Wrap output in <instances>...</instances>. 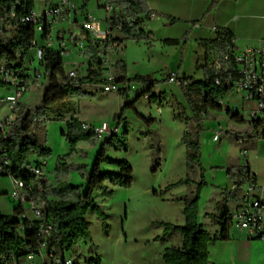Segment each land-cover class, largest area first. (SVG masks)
Here are the masks:
<instances>
[{
  "label": "rangeland",
  "instance_id": "rangeland-1",
  "mask_svg": "<svg viewBox=\"0 0 264 264\" xmlns=\"http://www.w3.org/2000/svg\"><path fill=\"white\" fill-rule=\"evenodd\" d=\"M41 7L42 2H39L37 8ZM101 19L104 21V18ZM156 24L154 19L152 25L157 26ZM177 30L178 27L168 30L156 27L153 39L138 42L126 40L122 53L104 51L103 75L119 77L124 74L125 61L128 78L142 75L161 82L151 92L156 96V100L140 97L132 108L126 107L122 111V106L129 103L133 96L104 93L99 84L85 82L81 89L90 96L67 98L58 106L59 109L51 114L44 127L34 131L41 145L50 151L43 167L44 178L48 184L55 185L60 180L80 186L81 190L85 191L86 178L81 172L70 170L66 176H62V173H57L56 167L60 164L84 165L86 171H90L102 140H98L95 145L80 141L71 150L69 142L62 134V131L66 130L67 122L58 117V114H77L87 119L86 121L96 124L106 121L113 125L119 140H122V133L127 128L126 151H116L107 146L104 151L111 159H125L128 162L132 168V184L130 187H113V192L108 197L102 196L99 192L93 193L102 215L99 217L93 210L87 212L90 240L80 241L73 250L63 254V257L69 258L72 264H97V260L99 264H165L162 252L166 247L179 244L178 237H181V234L176 231L164 234V223L183 224L184 199L193 196L200 176L199 168L192 171L187 167L186 150L182 142V136L187 130L182 113L184 110L189 115V111L178 86L169 83L167 76L170 72H175L177 65L182 63L183 71L189 74L188 76L199 79L206 56L202 55L194 43L182 50V45L179 47L167 45L160 40L174 36ZM14 31V27L8 25L6 35H13ZM117 33L112 32L113 40L118 39ZM211 59L209 56L208 61ZM77 60V54L69 52L68 56L63 58V68L67 70L78 64L79 75L84 73L85 61L81 65L76 62ZM34 65L38 67L37 63ZM45 88V85L30 88L23 97L22 109L37 106ZM6 93V88L1 87L0 98ZM238 95L237 92L231 91L228 97L222 100V111H215V114L208 111L203 114L202 118L206 125L225 126L227 121L233 120L225 108L239 109L245 115L247 105L240 104ZM6 113L7 107L0 101V118ZM233 124L240 130L251 128L250 123L247 124L248 128L234 122ZM221 129L220 133L224 131V127ZM153 132L156 133L155 138ZM237 134L239 139L247 136V132ZM211 135L212 133L206 142L203 141L204 147L200 140V164L205 170L204 174L207 171L225 172L227 167L222 164L226 162L227 157L233 159V162H237L240 157L241 166L245 164L247 158L252 161L259 158L264 177V137L247 138L244 143H240L230 132H223L218 141L212 142ZM250 139L256 144L249 141ZM242 149L246 150L245 158L241 155ZM31 159L38 158L32 156ZM210 162L211 167H207ZM101 170L117 172L118 169L115 166L101 164ZM179 180L182 182L178 183ZM207 186L213 188L210 183ZM11 190V178L0 176V214H13L14 209L19 206V202L10 198ZM23 208L27 209V203L23 204ZM28 216L32 217L30 212ZM231 229L233 228L230 227ZM254 253L253 258L246 264H264V244L256 245ZM57 256L61 257L60 254ZM220 259L223 264H230L228 257L220 256ZM20 264L56 263L47 256V251H43L38 255H27Z\"/></svg>",
  "mask_w": 264,
  "mask_h": 264
},
{
  "label": "trees",
  "instance_id": "trees-1",
  "mask_svg": "<svg viewBox=\"0 0 264 264\" xmlns=\"http://www.w3.org/2000/svg\"><path fill=\"white\" fill-rule=\"evenodd\" d=\"M38 0H0V62L16 61L17 53H28L31 42L35 38L33 27L24 26L18 19L35 7ZM50 1V0H43ZM222 0H210L205 10L204 16L209 14ZM113 4V11L105 17L104 21L109 30L119 32L122 37L116 39L119 43L126 40L146 41L151 38V31L137 28L139 18L148 17L152 11L148 7L147 0H107L105 4ZM11 13L15 17H11ZM178 20L170 18L173 24ZM14 27L13 35L7 36V26ZM167 45L185 44L187 36L180 39H163ZM206 60L202 66V79L192 76L181 75L180 83L177 85L186 103L189 115L183 110L184 122L187 127L182 136V142L186 150V165L192 171L199 168L200 181L196 185L191 198H185L183 216L184 222L181 225L164 223V234L176 231L181 234L180 244L166 247L162 255L165 264H208V245L218 240H229L230 217L229 213H224L219 222L220 229L217 234L211 235L197 221L198 201L200 190L203 186L209 185L204 178L205 170L200 164L201 143L200 138L205 130L203 125V114L209 110L222 111L221 104L215 101L216 98H223L228 95L232 87L226 83L228 78L237 79L238 73L235 68L233 51L236 45L233 41L232 32L225 27H217L215 37L202 41ZM87 56V70L89 74L81 81L99 84L103 61L97 55V44L87 37V46L83 51ZM212 59L208 61V57ZM225 56L227 58L225 59ZM22 58V57H21ZM21 60V59H20ZM43 65L50 71L49 82L43 92L40 103L32 109L21 110L9 130L0 139L1 146L11 162V176H23V165L29 157L35 156L38 159L47 158L49 149L43 147L37 139L34 131L42 129L51 114L59 109L67 98L87 97L90 94L79 87H74L70 82L59 84L58 76L64 75L63 60L55 50L46 49ZM94 66L95 68H92ZM93 74L94 78L90 77ZM177 75V71L175 72ZM125 75L117 79H125ZM142 83L149 97L156 100V96L151 93L156 85L161 82L147 76L135 75L128 78ZM218 79V82H216ZM186 82V83H185ZM185 83V84H184ZM3 87L0 82V88ZM140 98L137 94L129 103L122 106L133 107ZM227 114L237 123H245V119L237 111L226 109ZM59 113L58 117H62ZM67 127L62 134L69 142L70 149L73 150L80 141H87L91 145L98 142L96 136L82 129V121L76 116L66 120ZM154 138L156 133L153 132ZM127 128L122 133V140L116 135H111L105 144H101L99 152L91 166L90 171H86L84 165L71 164L69 166L58 165L56 171L62 176L72 171L81 172L86 178V189L82 191L80 186L69 184L58 180L55 185L48 184L46 179L41 181V191L34 190L32 197L38 199L41 205L43 220L52 223V234L48 242V250H53L55 255L63 256L65 252L71 251L82 240L88 241L91 238L87 226L86 215L89 210H93L100 217L102 211L93 198L94 192H99L102 196H111L113 187H130L132 184V168L125 159L115 160L105 155V146L116 151H126ZM159 151V148L157 149ZM101 164L117 167L116 171H102ZM216 168H222L216 166ZM82 171L84 173H82ZM225 173L228 179L235 185L232 192L221 189L227 199H234L241 193V187L247 182L246 175L249 173L248 164L238 167H227ZM7 176V175H0ZM26 181L29 178L23 176ZM254 178V176L252 175ZM179 180L178 183H181ZM188 182V179L185 180ZM214 188L216 186L212 185ZM23 208L19 204L14 209L13 214H0V264H6L16 259L17 264L23 262L27 255L39 254L38 243L35 233L39 221L20 218ZM99 264V261H96Z\"/></svg>",
  "mask_w": 264,
  "mask_h": 264
},
{
  "label": "built area",
  "instance_id": "built-area-1",
  "mask_svg": "<svg viewBox=\"0 0 264 264\" xmlns=\"http://www.w3.org/2000/svg\"><path fill=\"white\" fill-rule=\"evenodd\" d=\"M103 9L106 13L111 14L114 7L113 4L107 3L104 4ZM155 16L156 14L152 12L148 17L139 18L137 28L145 29L147 23ZM11 17H15V14L11 13ZM18 21L24 26L33 27L35 38L31 42L28 53H17L16 61L0 62V82L7 90L5 96L0 98L1 103L7 107V113L3 118H0V139L5 136L18 113L23 110L21 104L26 92L32 87L46 86L49 82L50 71L44 67L43 59L46 49H50L54 40L58 43L55 51L62 59L71 50L84 51L87 46V37L97 44V55L102 61L105 58V50L122 53L124 48L123 43L113 40V31L109 30L105 21L92 16L84 9L83 0L81 2L78 0H54L42 9L35 7L30 9ZM62 23H66L67 26L60 28ZM53 32L56 34L55 38L52 37ZM232 55L238 78H228L226 83L232 87L231 91L237 92L247 105V119L245 120L251 124V130L247 132V136L239 139L240 143H244L247 138L264 137V35L258 43L235 49ZM226 58L227 56H225ZM35 63L38 64V67H35ZM83 66L84 73L80 75L78 64L67 70L64 69V75L58 76L57 82L64 84L68 81L72 86L81 88L86 81L80 79L89 74L87 64ZM175 72H170L167 78L169 83L178 85L181 75L178 73L176 75ZM90 77L94 78L93 74H90ZM101 80L99 85L104 93H120L133 97L140 93L141 98H147L150 95L142 83L128 78L119 80L117 77L105 76L103 70L101 71ZM215 101L222 105V98H216ZM229 109L233 112L236 111L234 108ZM76 115H63L61 118L66 121ZM81 126L84 131L92 133L98 140L116 135L113 125L106 121L99 124L82 121ZM219 139L220 129H214L210 141L216 142ZM241 155L246 157L245 149L241 150ZM45 164L46 160L44 159L32 160L29 157L23 165V176L29 178V181H26L23 176L13 177L10 172V159L0 144V175L9 176L12 182L9 196L19 202L22 208L23 204L27 203V209L23 208L19 217L39 221L35 233L39 254L47 251V256L54 263L72 264L69 258L57 256L53 250H48L52 223L43 220L41 205L38 199L31 195L34 194L35 189L42 190L41 181L45 179L43 171ZM246 177L247 182L241 187V203L234 212L229 214L230 227L242 232L247 239L264 240V189L259 194H253L252 192L257 186L255 179L250 173ZM28 212L32 217L28 216ZM6 264H17V262L15 258H12Z\"/></svg>",
  "mask_w": 264,
  "mask_h": 264
},
{
  "label": "crops",
  "instance_id": "crops-1",
  "mask_svg": "<svg viewBox=\"0 0 264 264\" xmlns=\"http://www.w3.org/2000/svg\"><path fill=\"white\" fill-rule=\"evenodd\" d=\"M53 1L54 0H38L36 1L35 8L38 9L37 4L39 2H42V7L39 8L42 9L44 6H47ZM78 1L81 2V0ZM83 1L84 9L92 16L98 19H105V17L109 15V13H106L103 9V6L107 0ZM209 1L210 0H147L148 7L152 12L156 14L154 19L157 22V26L152 25V22L154 20L153 19L147 23L145 30L151 31V39H153L154 28L156 27L163 30L178 27L176 33L173 34L174 36L161 38L160 40L162 41L166 38L180 39L184 35H186L187 42L185 44L180 42L178 47L182 45L181 48L182 50H184L189 44L194 43L195 47L201 50L202 55H204L202 41L206 39H213L215 37L217 27H225L232 32L236 49H241L246 45L252 43H258L260 38L264 35V0H222L209 14L204 16ZM170 18H175L178 21L172 24L170 22ZM66 26V23H62L59 27L65 28ZM117 34L118 38L122 37L119 32ZM55 36L56 34L53 32L52 37L55 38ZM125 42L126 41H123V45H125ZM57 45V41L54 40L50 46V49L56 50ZM70 52H74L77 54L78 60L76 62H79L81 65L84 61L85 63H87V56L84 55L83 51L71 50ZM80 57L82 59H80ZM182 66V63H179L177 65V73L179 75L185 74L186 76H188L189 74L183 71ZM123 69L125 70V72L122 75H125V77L128 78L126 74L127 64L125 61ZM202 78L203 74L201 72L199 79ZM228 95L224 96L222 100L227 98ZM238 99L240 101V104L243 106L245 103L241 100L239 95ZM230 106L234 107V105ZM235 110L239 113L240 116L245 119L246 114L244 115L243 113H241L239 109L235 108ZM209 111H212V114H215L216 110ZM76 116L80 121L87 120L84 117L78 115ZM233 122L236 123V125H245L246 128H248V121V123L246 121L245 123H237L234 120H229V122H226L225 126L220 125L219 127L215 125L212 127H208L206 125V121L203 122L205 130L202 132L200 138V140L202 141V147L205 146V143L203 141H207L213 129H221L222 127H224L223 132H230L235 136L236 140H239L237 133L249 132L251 130V128L240 130L238 127L234 126ZM222 133H220V136ZM249 141H252L253 144H256V142L252 139H250ZM239 152L238 154L240 156ZM246 163L248 164L249 173L254 176L257 185L252 193L255 195L259 194L261 190L264 189V177L261 173L260 160L259 158H257L255 161H252L250 160V158H247ZM211 165L212 164L210 162L207 167H211ZM222 165L224 167L241 166L240 157L237 162H233V159L227 157L226 162L224 161ZM204 177L207 183L215 185L216 188L205 186L200 190L197 221L204 229H206L211 233V235H213L219 232V220L221 216L224 213L230 214L239 207L241 203L242 189L239 196L234 199H227L225 193L221 189H226L228 192H232L235 189V185L228 179L223 170L207 171L204 174ZM181 239L182 236L178 237L179 244ZM258 244L263 245L264 240L255 241L253 239H247L242 232L236 229H231L229 231V240L217 241L208 245V264H223L220 256L228 257L230 264L249 263L255 254L254 248ZM216 250H218V252H216ZM163 253L164 251L162 252V255Z\"/></svg>",
  "mask_w": 264,
  "mask_h": 264
},
{
  "label": "water",
  "instance_id": "water-1",
  "mask_svg": "<svg viewBox=\"0 0 264 264\" xmlns=\"http://www.w3.org/2000/svg\"><path fill=\"white\" fill-rule=\"evenodd\" d=\"M108 136H106V137H104L103 139H102V141H101V144H105L106 143V141L108 140Z\"/></svg>",
  "mask_w": 264,
  "mask_h": 264
}]
</instances>
